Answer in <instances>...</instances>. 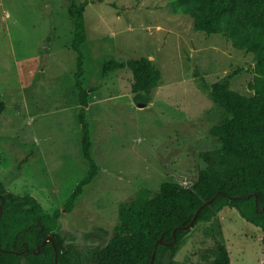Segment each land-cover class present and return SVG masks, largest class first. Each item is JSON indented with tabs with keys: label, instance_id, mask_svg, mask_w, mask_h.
<instances>
[{
	"label": "rangeland",
	"instance_id": "374dc122",
	"mask_svg": "<svg viewBox=\"0 0 264 264\" xmlns=\"http://www.w3.org/2000/svg\"><path fill=\"white\" fill-rule=\"evenodd\" d=\"M71 2L0 0V180L10 191L33 194L47 211L61 208L59 231L83 260L94 261L119 222L120 202L164 180L188 186L197 178L200 152L220 146L210 128L228 116L201 78L251 94L254 57L220 34L195 30L193 18L169 0H89L82 80L98 171L67 211L64 201L89 167L73 77ZM141 56L161 70L151 92L131 90L128 67L103 72L108 60ZM208 225L190 229L178 264H213L202 257L215 246ZM212 225L231 264H264L262 230L236 208H223Z\"/></svg>",
	"mask_w": 264,
	"mask_h": 264
},
{
	"label": "trees",
	"instance_id": "16d2710c",
	"mask_svg": "<svg viewBox=\"0 0 264 264\" xmlns=\"http://www.w3.org/2000/svg\"><path fill=\"white\" fill-rule=\"evenodd\" d=\"M169 1L175 12L193 18L195 30L220 34L235 48L253 54V78L248 83L251 94L232 89L227 81L207 84L201 78L228 113L210 128L220 146L200 152L204 166L192 184L164 180L156 190L142 187L120 202L119 222L108 242L96 250L94 261L83 260L81 251L59 231L61 208L47 211L33 194L10 191L0 180V264H55L56 252V264H149L154 248L153 264H178L176 252L201 221L209 222L207 230L215 242L202 257H212L213 264H231L230 251L212 225L226 207L236 208L261 228L264 252V0ZM88 2L72 0L69 7L74 24L71 48L76 53L74 85L81 105L79 120L84 123L81 149L89 167L65 199L67 211L98 171L86 121L89 93L82 80L85 54L81 45L87 39L84 11ZM123 67L132 71L131 90L135 93L151 92L160 83V68L146 56L108 60L103 72ZM4 107L0 100V112ZM214 195L193 219L200 205Z\"/></svg>",
	"mask_w": 264,
	"mask_h": 264
},
{
	"label": "water",
	"instance_id": "95a60500",
	"mask_svg": "<svg viewBox=\"0 0 264 264\" xmlns=\"http://www.w3.org/2000/svg\"><path fill=\"white\" fill-rule=\"evenodd\" d=\"M216 195H214L213 197H211L208 201H206L205 203H203L202 205H200V207L197 209V211L195 212V215L193 217V219L196 217V215L198 214L199 210L201 209L202 206H204L205 204L209 203L211 200H213V198L215 197ZM193 219L191 220L190 222V225L192 224L193 222ZM51 237H47V240H50ZM158 242L162 243V239H158ZM154 256H155V248L153 249L152 251V254H151V258H150V262L149 264H153L154 263ZM57 263V252L55 254V264Z\"/></svg>",
	"mask_w": 264,
	"mask_h": 264
}]
</instances>
